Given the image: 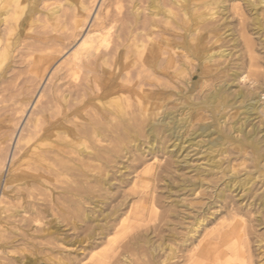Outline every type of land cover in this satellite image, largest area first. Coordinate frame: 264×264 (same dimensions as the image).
Returning <instances> with one entry per match:
<instances>
[{"label": "bare ground", "instance_id": "6f19581e", "mask_svg": "<svg viewBox=\"0 0 264 264\" xmlns=\"http://www.w3.org/2000/svg\"><path fill=\"white\" fill-rule=\"evenodd\" d=\"M39 2L44 5L51 2L46 6V21L52 20L56 23H60L59 19L63 17L61 14L70 8L68 19L66 18L63 24H68L65 29L70 32L68 37L64 38L65 41H75L80 37L92 9L83 0H0V103L6 105L0 106V111L5 116L4 122H7V125L12 123L14 128L8 133V139L5 136L0 137V174L8 158L9 149L6 143L12 142L15 130L30 104L29 97L20 101L14 100L12 91L16 89L12 88L22 73L21 69L20 73H13L16 66L13 60L17 57L14 53L20 50V65L25 62L22 58L30 59L34 56L28 66L33 64L31 69L34 77H42L48 66L66 48L64 40L59 37V40L50 42L51 44L44 43L41 38H32L22 49H18L22 37L29 36L26 32L29 29L25 30L21 18L31 15ZM260 3L264 6V0H260ZM112 4L111 15H114L111 17L109 10L104 17L95 15L93 28L80 39L79 44L63 63L65 70L62 81L66 86L65 90H62L57 82L51 83L44 103H39L40 107H36L38 100L43 97L40 95L27 119L26 128L22 129L19 136H15V149L8 160L7 176L0 188V216L5 215V219L16 220L22 213H28V217H23L22 214L19 218L25 223L24 227L15 224L10 228L7 222L1 223L0 217V237L4 236L5 232L16 237L17 233L22 232L25 239L31 235L34 237L35 224L42 225L43 228L50 224L49 221L42 222L44 218L54 216L47 213L46 200L42 204L44 209H39L34 203L19 208L13 205L7 207L2 203V199L16 195L21 190H37L39 194L49 195V203L54 202L56 207V201L67 204H61L58 208L71 219L70 225L74 231L81 228L82 224L92 225L82 240H68L64 233H58L57 228L55 231L42 229V233L47 236L46 243L56 247H46V251L50 252L46 253L49 262L52 252H63L60 247L68 248L76 243H86L82 254L83 251L88 252L85 259L88 258L90 264H208L212 257L220 259L226 254L222 250L223 244L227 243L231 236L223 228L224 189L212 195L202 207L195 210L196 215L193 216L192 222L184 228L185 234L176 233L173 225L178 216L167 215L161 204L167 202L168 207H178L179 201L171 200L174 193L188 192L190 196H197L202 189L205 191L209 187L205 186L206 179L214 174L215 170L224 171L220 156L226 152V145L241 148L245 141L255 153L258 145L254 139L255 128H252L251 132L246 131L245 123L263 108V104L257 97L245 100L243 93L238 92L237 97L246 103L242 107V113L246 115L245 121L240 123L241 120L237 119L233 122L230 126L231 132L227 135L222 129L226 117L222 113L226 100V87L223 85H218L213 91L205 94L196 108L187 103L185 94L174 89V105L168 107L161 98L156 97L161 87V84L157 85L161 82L156 73L157 60L159 55L165 52H154L149 48V42L140 38V33L147 25L145 21H140L142 9L136 0H130L129 11L132 19H128L121 12L122 0H113ZM220 7L221 4L217 0H168L167 4L162 0H146V7L143 9L146 16L153 22L160 20L166 31L171 32L174 40L171 42L172 47L165 53L168 54V65L173 64L174 58L178 56L175 50L182 53L186 61L190 59L189 63L195 57L204 65L212 60L213 55L204 47V41L209 34L208 22L218 14L217 9ZM252 9L255 10V7ZM255 23H259L257 16ZM61 27L64 29L65 26ZM114 29L115 32L111 33ZM53 47H60L61 50L58 48L51 53L44 52ZM35 55L38 58H35ZM217 56H224V51H220ZM109 62L115 63L112 66ZM187 68L185 62L178 64L174 70L177 80L184 79L187 74L183 72ZM186 83L190 84L188 81ZM200 105L204 112H213L214 121L203 122L193 130L191 124L195 117H203L200 114L202 111H198ZM16 115L19 117L14 119ZM7 125L4 127L9 130L11 127ZM212 135L216 137L213 138ZM160 155L170 157L173 165H184V169H177L185 170L183 175L172 176L167 171V163L156 171L158 167L154 162ZM198 155L204 160L203 165L208 167L209 171L201 168V164H190L192 157ZM148 161H153V164L147 165L140 174H135L134 169ZM253 161L258 167L257 155ZM133 173V181L130 182L128 177ZM190 174L193 175L189 176ZM254 180L255 178L250 176L240 179L230 169L224 185L230 192H237L244 187L248 190ZM153 181L163 183L165 195L152 190ZM137 182L145 183V187L137 195H131L138 188ZM126 190L131 193H126ZM262 198L264 204V194ZM18 199L17 201L20 200ZM85 204L90 207L93 205L92 210L97 215L91 217L89 213L88 215L84 212ZM159 207L162 214L158 218ZM215 208L220 209L219 214L214 211ZM210 217L219 223L216 222L213 228L205 230L201 238L200 234L196 236L200 227L206 229L212 224ZM185 219L187 218L183 217L180 221ZM156 220L159 225H154ZM230 232L232 233V230ZM198 238L200 239L197 240ZM155 239L159 240V244H155ZM8 240L10 238L5 239ZM5 241L0 248H8L9 245ZM176 242L179 246L175 245ZM143 248L149 249L150 257H153L157 250L162 252L160 262L153 259L138 263L139 260L134 257L143 253ZM97 249L99 251L94 252ZM13 250L15 252V249ZM77 256L76 253L73 257H56L52 263L82 264L83 259H78Z\"/></svg>", "mask_w": 264, "mask_h": 264}, {"label": "rangeland", "instance_id": "374dc122", "mask_svg": "<svg viewBox=\"0 0 264 264\" xmlns=\"http://www.w3.org/2000/svg\"><path fill=\"white\" fill-rule=\"evenodd\" d=\"M83 1L85 3L87 2L86 4L90 6L92 9H90L91 10L90 16L86 22L85 27L82 29L80 37L77 38L75 41L71 39L65 41V39L68 37L70 32L69 31L66 32L65 29L67 28L68 24L66 25L63 24L68 19V16L71 12L70 8L69 9L66 8L68 11L66 10L64 13H62L63 11L61 12L62 13L61 15H63V17L61 16V18L59 19L60 23H56L52 20L46 21L47 20L46 6L50 5L51 2H48L45 5L42 4L41 2L37 3L31 15L21 18L22 23L25 26V30L29 29L26 32L29 34L30 37L29 36L26 38L22 37L21 45L18 49H22L23 48L22 46H24L26 42L32 40V38L33 40H36L35 38H41L44 43L51 44L54 41L59 40V37L62 38V40H64V46L66 45V48L48 66V69L46 70L45 74L42 77L41 76L34 77L35 74L31 69L33 67L32 66L33 64L28 66V62L33 60L34 56L31 57L30 59L22 58V60L25 62H23V65H20L19 63L21 62V60H19L20 55L18 54L20 50L14 53V56L17 57L15 58V60H13L16 62V66H14L15 68L13 69L14 70L13 73L15 72L18 74L22 71L21 75L18 77V79L15 82L14 85L15 88L14 87L12 88V90L16 89L15 90L16 92L12 91V93H14L13 94L14 100L20 101L29 97L30 104L29 106L26 107V111H25L26 113L24 114V116H22V119L20 120V123L15 130V134L13 136L12 142L6 143L9 149L8 158L6 160V166L2 174H0V188H2L4 179L7 176L6 169L8 167V160H10L11 155L13 154L15 149V141H16L15 136L16 137L19 136V133H21L22 129L26 128L27 119L30 113L33 111V106L35 105L39 96L43 95V97L38 100L39 101L38 104H36L37 108H39L40 104L44 103V101L46 100L45 97L48 94V88L51 85V83L57 82L56 84L61 85L62 87L61 89L65 90L66 86L63 85L62 79L65 70V65H63V63L65 62L66 58L79 44L80 39L89 30L93 28V25L95 24L93 20L95 15L104 17V15L108 10L111 11L109 14L111 17L114 15V14L111 15L113 13L112 12L113 0H83ZM136 1L139 4L138 6L142 9L140 14L141 17L140 21H145L147 24L144 26V30L142 31V33H140V38L142 37L143 38V39L141 38L142 40L145 39L144 41H148L149 48L152 49L154 52L167 53L169 48L172 47L171 42H174L173 38L171 37V32L166 31V29L164 28L165 26L161 23L160 20L158 22V19H156L157 21L153 22L146 16V12L143 11V9L146 7V0H136ZM217 1L220 2L222 8L221 7L220 9L218 8L217 9L218 14H215L216 16L214 15L215 17L210 22H208L209 34L207 35L204 41V47L206 48V50H209L208 53L213 55L212 60L207 65H204L199 61L197 57H195L192 58L193 60L191 59L192 61L189 63L188 61L190 59L186 61V59L182 56L183 54L175 50L178 53V56L174 58L176 61L174 60L173 64L168 65L166 63V58L168 54L164 53L165 54V55L163 54L164 56L159 55L156 65L158 66L156 69V73L159 76L158 77L159 82L161 81L157 85L161 84L160 85L161 87L159 88L156 97L161 98V101L165 102L168 107H171L174 105L172 103V100L174 98L173 97L174 89H178L179 91L182 92V94L186 95L187 103L190 106L192 105L191 106L192 108L193 107L196 108L203 100L205 94H208L209 92L213 91L214 88L217 87L218 85L225 86L226 91L224 95L226 96V100L224 101V108L222 110L223 111L222 113H224L226 117H225V123L222 125V129L224 130V133L226 135L231 132L230 126L233 122L237 121V119L241 120L240 123L241 122L243 123L245 121L246 115L242 113L243 110L242 107L245 106L246 103L241 98L237 97L238 92L243 93V97L245 100L251 97L260 98L261 103L263 104L262 105L263 108H260L257 111V113L252 115L245 123L246 131L251 132V129L255 128L254 139L256 143L258 142V145H256L257 149L256 152L254 153L253 149L247 146L246 143H244L245 141H243V147L241 148H237L235 145H226V152L220 156L221 165L224 168V171H218V170L217 171L215 170L214 172L212 171L214 174L209 176L210 178L208 177L206 179L205 186H209V187L205 189V191L202 189L197 194V196H190L191 194L188 192L185 193L178 191L174 193L171 198V200L179 201L178 207H173V206L168 207L167 202L162 203L161 207L165 208L167 215L171 216L173 214L179 217L174 219L175 223L173 225V228L177 230L176 231L177 234L179 235L185 234L184 228L187 227L192 222L193 216L196 215L195 210L202 207L201 205L206 203V201L210 199L212 195H215L216 193H218L219 190L224 189L222 190L223 192L221 191L225 195V200H224L225 202L223 201L224 206L222 208V211H224L223 228H225V231H227V233H230L231 236H229V239L227 241L228 244L226 242L223 244L222 250H224L223 252L224 254L226 253L225 254L226 256L223 255L221 256V258L219 257L220 259L212 257L214 260L211 258L210 263L208 264H211L212 261L214 264H264V204L262 201L263 199L262 196L264 194V6H262L260 0H217ZM162 2L167 4L168 0L167 1L162 0ZM129 3L130 0H122L123 7L121 9V12L128 19H132V14L129 11L130 9ZM252 7H255V10H253ZM60 9L63 10V8ZM255 11L256 13H253ZM256 16L259 19L258 24L255 23ZM143 17H145V19ZM142 18L144 20H142ZM61 26H65L64 29ZM116 26H118V24H116ZM115 30L116 29L112 30L111 33L115 32ZM110 46L112 45L110 44ZM58 48L59 50H61L60 47H53L52 49L46 50L44 52L51 53L52 51ZM220 51H224V56L222 57L217 56ZM35 58H38V56L35 55ZM184 62L188 65V68L184 70L183 73L184 74L186 73L187 75L184 76L182 74L184 76V79L179 78V80H177V78L174 75L175 74L174 70L178 67L179 63H184ZM114 63L115 62H109V65L113 66ZM19 69H21V71ZM163 81L165 82L166 87L164 86ZM186 81L190 82V84L186 83ZM146 89L151 90V88H146ZM237 99L239 102L236 101ZM0 106L2 107L6 105L0 103ZM202 109L203 107L201 108L200 105L198 111L200 112L202 111L200 114H202L203 117L198 119H196L195 117V119L192 121L191 124L193 130L197 127V125H200L203 122L214 121L213 112L211 110L209 111L207 110L204 112V110ZM3 115H4L3 112L1 113L0 111V137L5 136L7 137L6 139H8L7 136L8 133L10 134L11 130L14 128L12 126L13 125L12 123L7 125L6 124L7 122L6 123L4 122L5 116ZM18 117L19 115H16L14 119L15 118L17 119ZM6 125L11 128L8 130L6 127H4ZM235 135L236 134H234V136ZM213 136L214 135H212V137ZM215 137L216 135L213 138ZM256 155L259 160L258 167H256L253 161V158ZM171 160L172 159H170V157H168L167 155H160L157 158V161L154 162V164L158 167L156 171H159V167H163L167 163V171L170 172L172 176L177 174L183 175L185 170L177 171V169L178 168L184 169L185 166L184 165L176 166L175 164L173 165ZM204 163H205L204 160L200 158V155H198L196 157H192V161L190 164L192 166H196L199 164L203 165ZM149 164H153V161H148L138 166L136 169H134L136 170L135 174L136 173L140 174ZM201 168H204L207 171L210 170L205 165H203ZM230 169L240 179H246V177L248 176L255 178L254 182L251 185H249L248 190H246L245 187L243 188V190L241 191L238 190L237 192L236 191L230 192V190L225 189L224 181L226 179V174ZM191 175L193 174H190L189 176ZM133 176L134 173L129 175L128 180L130 182L133 181ZM138 182H137L138 188H136V192L132 193L131 195H137L139 192L143 191V188L145 187V183H138ZM151 188L152 190L157 191V193H159L160 195H165L164 194L165 189L163 188L162 182L153 181ZM24 189L27 188L24 187ZM21 191L18 194L11 196L12 198L9 195L10 198L8 197L2 199V203H4L3 205L4 206L13 205L19 208L20 206L26 207L28 203H34L39 207V209L41 208L44 209L42 204L43 201L46 200L45 201V204L47 205L46 211L48 214L52 213L54 215L53 216L54 218L50 216L44 218V221H42L43 223H46L47 221L50 222L49 225L44 227L45 229L49 228L50 231H55L57 228L58 233H64L68 238V240H74V239L82 240L85 237V235L88 233L89 228L92 226L89 223L85 225L82 224L83 226L81 228L74 231L70 225L71 219L65 216L63 212H61L58 208L60 207L61 204L66 206L67 205L66 203H63L62 201H59L58 203L56 201L58 206L56 207L54 205V202L51 204L49 203L50 202L49 201L50 198L48 197L49 195L39 194L37 190H27L28 194L27 192H25V190H21ZM129 192L130 191H127L126 193ZM17 199L21 202L17 201ZM187 204L191 205L192 207L191 206H188L189 208L185 207L184 205ZM93 207H94L93 205H91L90 207V205L85 204L83 206L84 212H86L87 214L89 213L91 217L96 216L97 214L96 213L94 214V210H92ZM161 207L158 208V213H157L158 218L162 214ZM215 210L217 211V214L220 213L219 208L217 209L215 208L214 211ZM105 212L107 213V211H105L104 208V214H106ZM25 215L27 218L28 213ZM25 215L23 214V217H25ZM0 217L2 219V220L0 219L1 223L7 222L9 228L14 226L15 224L17 226L19 225L20 227L21 226L24 227L25 225V223L19 219L20 217H17L19 220L17 218H15L16 220H14V218L5 219V215L3 216L1 215ZM183 217H186L187 219L180 221V219ZM7 220L10 221L8 222ZM210 221H212L211 222L212 224L206 227V229L205 228L202 229V227H200L199 232L198 234H196V236L200 234V238H201V234H203L205 230H209V228L211 227L213 228L216 222L219 223V221L217 220L214 221L213 217H210ZM158 223L159 222L156 220L154 225L155 224L159 225ZM44 228L42 227V225L35 224V232L33 233L34 237L31 235L28 238L26 237V239L22 236V232L17 233V237L14 235L13 237L12 234L10 233L8 234V232H5L3 234L4 236L0 237V241L2 240L0 242V245H2L5 239L10 238V240L5 241V243L9 245L8 248L6 249H3V247L0 248V264L1 263L2 264H53L52 262L55 261L56 257H67V256L73 257L76 255V253L78 255L77 256L78 259L79 258L83 259L82 264H90L88 258L85 259L88 252L83 251L82 254V250L86 245V243H82V244L76 243L74 246H68V248L60 247L61 249H63V252L62 250L61 251L56 250L52 252L50 254L51 262H49L48 258L46 257V253H50V252L46 251V247L53 249H56V247L46 243V239H47V236L45 235L46 233H42L41 231ZM231 230L232 233L230 232ZM30 233L31 232H29V234ZM164 234L167 235L166 232ZM6 236H8V238H6ZM200 238H198L197 240H199ZM20 239L21 241H19ZM155 240H156L155 244H159L158 243L159 240L157 239ZM175 245L179 246V243L176 242ZM10 246L13 247L11 248ZM13 249H15V252ZM146 249L147 248H143L142 249L143 253H140V255H136L137 257L136 256L134 257L135 259L139 260L138 263L143 261L148 262L153 259L160 262L159 260H161V257L163 256L162 252H158L157 250L153 254V257H150V252L148 251L149 249L147 250ZM9 250H11L14 253L6 254L7 252H11ZM97 251H99V249H97L94 252Z\"/></svg>", "mask_w": 264, "mask_h": 264}]
</instances>
